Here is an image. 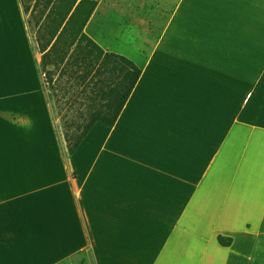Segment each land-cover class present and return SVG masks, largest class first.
I'll return each instance as SVG.
<instances>
[{
	"label": "crops",
	"instance_id": "0c3cea01",
	"mask_svg": "<svg viewBox=\"0 0 264 264\" xmlns=\"http://www.w3.org/2000/svg\"><path fill=\"white\" fill-rule=\"evenodd\" d=\"M35 1L0 0V264H264V0H150L140 30L134 0L81 29L86 3ZM106 53L139 76L70 154L62 113L131 76Z\"/></svg>",
	"mask_w": 264,
	"mask_h": 264
},
{
	"label": "trees",
	"instance_id": "16d2710c",
	"mask_svg": "<svg viewBox=\"0 0 264 264\" xmlns=\"http://www.w3.org/2000/svg\"><path fill=\"white\" fill-rule=\"evenodd\" d=\"M24 1V0H22ZM30 1V0H28ZM38 0L35 1V5L37 3ZM52 0H46V4H49ZM75 2V0H73ZM81 3H86L87 5V15L84 17L83 21H82V25L80 27V29L82 28V26L84 25L86 18H88V16H90V14L92 13V11L94 10L97 1L96 0H80L78 5L75 7V9L81 4ZM25 10L27 11L29 6L25 5ZM79 29V30H80ZM82 36L84 38H87L89 44L91 45L92 48H94L96 51L102 53V49L95 43L93 42L91 39H89L88 37H86L85 34H82ZM106 55H112L115 58H118L120 61L126 63L128 66H130V74L131 76L128 78V76H126V82L125 84L122 86V88H113L110 91V100L108 102H106L103 106L106 109V114L105 115H91V117L88 118V121L84 124L83 129L79 132H64V137L66 140V145H67V150L68 153H73L75 151V149L77 148V146L79 145V143L82 141V139L84 138V136L87 134L88 130L92 127V125L96 122V121H102L108 125H112L114 124V122L116 121L120 110L122 109L128 94L130 93L132 87L134 86V83L136 81V79L139 76L140 73V69L135 66L130 60H128L127 58L121 56V55H116L113 53H106ZM218 241L221 244H228L230 238H226L223 237L222 235H218L217 236Z\"/></svg>",
	"mask_w": 264,
	"mask_h": 264
},
{
	"label": "rangeland",
	"instance_id": "374dc122",
	"mask_svg": "<svg viewBox=\"0 0 264 264\" xmlns=\"http://www.w3.org/2000/svg\"><path fill=\"white\" fill-rule=\"evenodd\" d=\"M25 1V4L28 5L30 3V1L28 0H24ZM41 1V4L45 6L46 4V0H40ZM126 1L127 3V0H124ZM149 1L150 0H134V4L136 5V15H137V20H136V24L138 25V30L140 29H143L144 28V20H145V17L147 15V10L149 9ZM156 1V6H154V9H153V12L154 13H159L160 10H161V4H160V0H155ZM167 3L166 4H163V8L166 10V11H170L172 6H173V2L174 0H166ZM44 12V9L42 8H39V12L34 16V18L37 20L38 17L40 16L39 14L43 13ZM34 19V20H35ZM31 27H33V25L31 24ZM93 60H96L95 58H93ZM94 62V61H93ZM97 63V62H96ZM95 63V64H96ZM119 70V76L117 77V81L121 79V75L123 74V70H121V68H119L118 65H116ZM119 78V79H118ZM101 79V76H99L98 74L97 75H93V77L91 78V81L94 83V84H97ZM95 88V87H93ZM62 89H65L67 93H64V92H60V96H66V99H75L77 100V98H81V96H84V98L87 97V93L86 91L84 92H81V88L80 87H77V86H74V87H60L59 90L62 91ZM81 93H83L81 95ZM1 106V105H0ZM61 107V105H60ZM70 109V108H68ZM74 113V112H73ZM67 113H62V117H61V122L63 124H65V126H69L70 125V129L67 127L66 130L67 131H72V132H76L78 130H80L79 128L76 129L75 126L77 125H82V124H85L87 122V118L83 117V118H80V117H69V116H66ZM4 116H6V114L2 111V108H0V120H4ZM75 128V129H74Z\"/></svg>",
	"mask_w": 264,
	"mask_h": 264
}]
</instances>
